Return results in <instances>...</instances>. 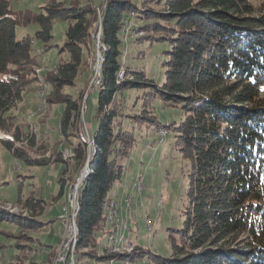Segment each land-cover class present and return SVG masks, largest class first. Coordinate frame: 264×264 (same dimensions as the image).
Listing matches in <instances>:
<instances>
[{"label":"trees","instance_id":"trees-1","mask_svg":"<svg viewBox=\"0 0 264 264\" xmlns=\"http://www.w3.org/2000/svg\"><path fill=\"white\" fill-rule=\"evenodd\" d=\"M98 1L96 8L94 0H49L40 13H15L8 0H0V147L29 166L62 161L81 171L89 161V174L77 192L76 264L87 256L109 261L147 257L153 264H264V0L257 6L251 0H141L139 6L130 0ZM130 12L143 33L136 42L166 44L161 83L123 64V20ZM57 20L66 23L64 42L56 47L67 60L38 75L41 64L33 51L54 47L48 44ZM33 24L38 26L34 37H18L19 29ZM99 27L101 82L91 153L76 133L80 93L66 89L76 90ZM40 79L50 87L42 96L46 105L63 107L58 131L70 148L66 159L62 151L54 160L33 158L16 146L24 142V132L10 110ZM130 89L143 91L134 102L141 99L135 116L139 127L163 128L172 136L170 148L188 162L183 222L170 230L169 258L136 247L131 255L110 256L101 244L107 208L117 202L125 160L137 146L134 134L123 128L122 93ZM155 103L179 111L181 119L161 122ZM58 196H63L62 185ZM16 203L21 213L0 207V222L16 224L31 242L24 231L40 232L49 223L43 219L46 203L32 196ZM16 249L9 264H25V246L18 243ZM96 249L100 257L93 255Z\"/></svg>","mask_w":264,"mask_h":264},{"label":"rangeland","instance_id":"rangeland-1","mask_svg":"<svg viewBox=\"0 0 264 264\" xmlns=\"http://www.w3.org/2000/svg\"><path fill=\"white\" fill-rule=\"evenodd\" d=\"M8 1L15 13H40V8L44 7L49 0ZM130 1L136 6H139L141 2V0ZM94 3L95 7H98L99 1L94 0ZM251 3L257 6L260 4V0H251ZM97 13L99 14L98 9ZM131 25L133 28L128 29L123 34V64L133 69H143L153 77L156 83H161L164 75L160 65L162 52L166 49V44L150 46L148 42H136L135 39L141 37L143 33L137 30L140 24L136 19ZM65 26V21H55L52 29V39L48 44L54 47L44 52L38 49L33 51L35 55L39 56L41 64V68L37 69L36 72L38 75L46 71V67L49 68L58 63L59 60H67L65 54L59 55L57 51V47H61L64 42ZM37 30L38 26L33 24L24 29H19L17 35L19 37L29 34L34 37ZM98 37H100L99 34L96 35L92 48L87 53L86 65L83 66L76 79V90L66 89L69 94L80 93L81 108L76 133L78 135L86 129L89 138L91 132L97 128L94 113L97 108L99 91L96 90L95 77H98L100 73L102 60ZM94 80L95 86L93 85ZM46 91L49 93L50 87L47 89L46 84L40 79L38 85H33L24 91V98L10 110V115L16 116L15 123L24 132L22 136L24 142L16 143V146L24 148L33 158L45 157L54 160L58 153L62 151L63 159H66L69 156L66 157L65 151L68 152L70 148L60 137L58 131L63 107L61 105L53 107L46 105V100L42 97ZM122 96L126 101L124 111L126 117L123 119V128L134 134L137 140V146L129 159L125 160V175L122 179L121 188L124 187V184L128 185L127 193H121V188L118 186L115 189L119 194V198H121L118 201L117 208L124 209L126 212L125 220L128 228L124 233V238L132 250L126 256L133 254V248L136 247L153 255L169 258L170 230L179 229L183 222L181 211L186 202L188 162L178 152L170 148L169 144L172 142V136L169 133L167 134L163 128L156 132L153 129L146 128L145 125L139 127L135 116L140 114L141 99H138L135 106L134 102L138 97L143 96V91L130 89L124 91ZM154 109L155 115L161 122L167 119H173V121L181 119L179 111L164 107L160 103H155ZM9 134L12 135V132ZM90 142L89 152L92 153L93 143ZM31 143H34L33 146H30ZM87 163L89 164V161ZM87 163L81 171H77V169L74 171V167L70 168V171L67 165H71V163L66 164L62 161L47 166H29L23 160L14 158L7 150L0 147V207L12 213H21V207L16 202L19 198L25 200L28 196H32L36 199H42L46 203L44 220L49 221L48 218L56 219L62 212L63 214H71V193L73 204H75L71 217L76 218L78 210L77 192L82 182L81 179L88 175ZM65 166H67L68 171L63 175L62 171ZM137 175L143 177L141 190H134L133 187ZM60 176L64 177V182H59L58 178ZM77 179L79 180L77 181ZM60 185L67 187L66 193L63 192V197L58 196ZM73 195L75 196L73 197ZM130 196L131 202L127 207L126 199ZM120 215L122 216L121 212ZM59 217L53 224L46 225L42 232L25 230L24 232L34 239L31 242L21 237V234H19L21 232L20 227L16 224L6 221L0 222V264L11 262L12 257L17 254L16 244L18 243L25 246V264H29L30 260H33L36 264H48L49 246L57 243L60 232L58 245L62 242V223L64 222H61ZM101 244L105 245L106 249V235L101 240ZM29 249H33V252L30 253ZM57 249L58 246L54 250L53 257L58 254ZM98 251L96 249L93 255L101 254ZM51 260L49 264H51ZM83 260H85L84 264H111V260H96L88 256ZM113 261L112 264H153L147 257L137 261Z\"/></svg>","mask_w":264,"mask_h":264},{"label":"bare ground","instance_id":"bare-ground-1","mask_svg":"<svg viewBox=\"0 0 264 264\" xmlns=\"http://www.w3.org/2000/svg\"><path fill=\"white\" fill-rule=\"evenodd\" d=\"M134 21H135V14L133 12L128 13L127 16L125 17V19L123 20L125 32H127L128 29L133 28L131 23ZM97 34H99V36H100V27H99V31ZM101 62H102V60H101ZM95 78H96V82H97V84H96V88H97L101 82L100 73H99L98 77L96 76ZM81 132L78 134L79 141L82 144H85L89 147L90 143H91L90 138H89V143H88V141L86 139H83V134ZM87 168H88V166H87ZM87 172L89 174V169H87ZM86 176H84V177L86 178ZM85 178H82L81 181H83V179H85ZM133 187H134V190H141L142 189V187H143V177L142 176H140V175L136 176ZM130 202H131V196L126 199L127 207H129ZM121 211H125V210L124 209H118L116 203H111L108 206L107 211H106V228H107L106 250H107L108 255H110V256L130 254V252L132 251L130 248V245L127 243V241L124 238L125 237L124 233L127 230L128 226H127V222H126L125 218H123L120 215ZM118 215L120 216L119 219H118ZM62 224H63V235H62L63 236L62 240H63V238H64V223H62ZM70 233H71V238L69 239V242H68V255L71 258V261L69 262V264H76L78 229H77L75 217H71ZM118 237L121 238V241H116L118 239ZM61 245H62V242L60 243V245H58V249H57L58 254L56 251L57 255H55L53 257V259L51 260V264H60ZM112 263H113V260H111V264Z\"/></svg>","mask_w":264,"mask_h":264},{"label":"built area","instance_id":"built-area-1","mask_svg":"<svg viewBox=\"0 0 264 264\" xmlns=\"http://www.w3.org/2000/svg\"><path fill=\"white\" fill-rule=\"evenodd\" d=\"M98 40H99V38H98ZM93 85L95 86V80H94ZM82 133H83V139H86L88 141V143H89V137L87 135V133H88L87 130L84 129L82 131ZM65 153H66V157H68L69 156V153L67 151H65ZM84 174H81V175H84ZM78 180L79 179H77V181ZM76 186H77V184H76ZM74 196L75 195H73V197ZM74 206H75V204H73V201H72L71 202V214H63V212H62V214L59 217V220L61 222H64V238L62 240V245H61L60 264H69V262L71 261V258L68 255V242H69V239L71 238L70 226H71V216L73 214V208H74ZM119 218H120V216L118 215V219ZM116 241H121V238L118 237V239Z\"/></svg>","mask_w":264,"mask_h":264},{"label":"crops","instance_id":"crops-1","mask_svg":"<svg viewBox=\"0 0 264 264\" xmlns=\"http://www.w3.org/2000/svg\"><path fill=\"white\" fill-rule=\"evenodd\" d=\"M64 165V164H63ZM136 174V173H135ZM134 177H135V175H134ZM133 181H134V178H133ZM133 181H132V185H133ZM121 184H122V182H121ZM121 184H120V186H118L119 188H121ZM61 186V185H60ZM59 186V187H60ZM127 187H128V185H126V184H124V187L123 188H121V193H127ZM66 191H67V187L66 186H63V192L64 193H66ZM130 194H132V193H130ZM129 194V195H130ZM70 195H71V201L70 202H72V194L70 193ZM115 195L117 196V202H116V204H118V201H120V199L121 198H119V194L117 193V191L115 190ZM128 195V196H129ZM127 196V197H128ZM63 197V196H62ZM55 204V203H54ZM119 209H121V208H119ZM121 214H122V216L124 217V218H126L125 217V215H126V212L125 211H121ZM45 215V214H44ZM60 215V214H59ZM59 215L57 216V220H58V217H59ZM43 219H44V216H43ZM56 219L54 218H48V220H49V223L48 224H46V225H49V224H53L55 221H56ZM58 222V221H57ZM59 223V222H58ZM46 225L44 226V228H43V230L45 229V227H46ZM59 225H60V223H59ZM61 227V226H60ZM42 230V231H43ZM41 231V232H42ZM61 231V230H60ZM60 235H61V232H60V234H59V239H58V241H57V243L55 244V245H53V246H49L50 247V251H49V255H48V257H47V263L49 264V262H50V260L52 259V257H53V255H52V257H50V254H51V252H54V250H55V248L58 246V244H59V241H60ZM104 242H105V240H103ZM37 242H39V240H37ZM40 244H41V242H39ZM103 244H105V243H103ZM105 246V245H104ZM98 252H100L101 253V251H98ZM101 255L99 254V255H96V257H100ZM96 260H98L97 258H95ZM33 262V261H32ZM84 262H85V260H83L82 261V263L84 264ZM114 262V261H113ZM34 264H36L35 262H33Z\"/></svg>","mask_w":264,"mask_h":264}]
</instances>
